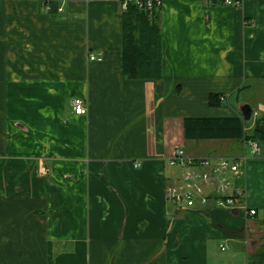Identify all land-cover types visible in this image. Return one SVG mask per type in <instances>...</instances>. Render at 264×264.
Returning <instances> with one entry per match:
<instances>
[{
  "label": "crops",
  "instance_id": "1",
  "mask_svg": "<svg viewBox=\"0 0 264 264\" xmlns=\"http://www.w3.org/2000/svg\"><path fill=\"white\" fill-rule=\"evenodd\" d=\"M123 1L0 0V264H264V137L239 206L165 200L176 148L227 140L185 118L264 125V0H158L159 79L123 76Z\"/></svg>",
  "mask_w": 264,
  "mask_h": 264
},
{
  "label": "built area",
  "instance_id": "2",
  "mask_svg": "<svg viewBox=\"0 0 264 264\" xmlns=\"http://www.w3.org/2000/svg\"><path fill=\"white\" fill-rule=\"evenodd\" d=\"M227 4L232 0H226ZM131 3L150 17L158 0H124L122 9ZM90 60L99 59L90 54ZM224 100V97H221ZM71 105L75 114H84L87 104L83 98H74ZM253 115H257L253 112ZM244 153L237 157L227 156H186L182 148H176L166 160L167 166L174 170L165 185V200L176 208H229L239 206L244 200V191L235 188L233 178L242 163L251 156L260 153L258 139H246ZM135 167L139 165L136 162ZM254 215V209H248ZM221 249L224 247L221 245Z\"/></svg>",
  "mask_w": 264,
  "mask_h": 264
},
{
  "label": "trees",
  "instance_id": "3",
  "mask_svg": "<svg viewBox=\"0 0 264 264\" xmlns=\"http://www.w3.org/2000/svg\"><path fill=\"white\" fill-rule=\"evenodd\" d=\"M53 9V7H50ZM159 5H154L150 17L127 3L122 9V73L128 79L161 78V36L158 27ZM221 97L225 99L222 100ZM213 108L228 104V98L221 93L211 92L207 98ZM253 114V112L251 111ZM184 136L187 139H258L264 137L262 117L256 115L252 128L245 130L240 116L187 117L184 119Z\"/></svg>",
  "mask_w": 264,
  "mask_h": 264
},
{
  "label": "rangeland",
  "instance_id": "4",
  "mask_svg": "<svg viewBox=\"0 0 264 264\" xmlns=\"http://www.w3.org/2000/svg\"><path fill=\"white\" fill-rule=\"evenodd\" d=\"M247 126L250 122H246ZM238 141L227 139V140H203L198 145V151L204 156L207 153H215L217 155H230L238 148Z\"/></svg>",
  "mask_w": 264,
  "mask_h": 264
},
{
  "label": "water",
  "instance_id": "5",
  "mask_svg": "<svg viewBox=\"0 0 264 264\" xmlns=\"http://www.w3.org/2000/svg\"><path fill=\"white\" fill-rule=\"evenodd\" d=\"M242 114H243V117L245 119H247L250 116V110L249 109H246L245 111L242 112Z\"/></svg>",
  "mask_w": 264,
  "mask_h": 264
}]
</instances>
